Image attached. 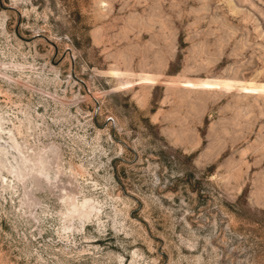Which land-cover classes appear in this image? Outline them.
<instances>
[{"label": "rangeland", "instance_id": "1", "mask_svg": "<svg viewBox=\"0 0 264 264\" xmlns=\"http://www.w3.org/2000/svg\"><path fill=\"white\" fill-rule=\"evenodd\" d=\"M0 264H264V0H0Z\"/></svg>", "mask_w": 264, "mask_h": 264}]
</instances>
